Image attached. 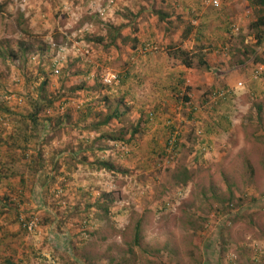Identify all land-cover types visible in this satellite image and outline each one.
Masks as SVG:
<instances>
[{
    "label": "rangeland",
    "instance_id": "obj_1",
    "mask_svg": "<svg viewBox=\"0 0 264 264\" xmlns=\"http://www.w3.org/2000/svg\"><path fill=\"white\" fill-rule=\"evenodd\" d=\"M251 1L213 8L192 0L189 12L178 9L170 20L159 10L175 9L163 10L159 0H0V102L10 109H0V161L7 167L0 166V264L8 256L15 264H264V29L251 24L261 12ZM204 13L217 21H199ZM23 40L34 52L21 56ZM40 44L49 47L39 51ZM168 46L197 53L186 72L193 79L195 71L206 107L191 96L197 109L175 110L176 92L170 99L162 87V111L175 114L159 129V52ZM167 63L182 65L173 57ZM107 71L119 77L111 91L101 78ZM220 78L230 89L209 98V83ZM43 81L45 103L55 101L41 118L52 117L44 122L52 129L33 138L29 154L11 147L8 136L13 124L23 125L16 121ZM74 86L81 89L69 90ZM116 105L119 119L90 128ZM87 107L92 115L83 118ZM213 111L226 133L202 143L190 115L201 120L197 113ZM139 121L140 132L129 139ZM169 131L178 136L177 149L167 147ZM62 133L68 142H98L100 161L113 168L81 167L77 156L54 163L61 152L45 145ZM21 219L33 226L20 228Z\"/></svg>",
    "mask_w": 264,
    "mask_h": 264
},
{
    "label": "crops",
    "instance_id": "obj_2",
    "mask_svg": "<svg viewBox=\"0 0 264 264\" xmlns=\"http://www.w3.org/2000/svg\"><path fill=\"white\" fill-rule=\"evenodd\" d=\"M159 3L162 5L163 10L166 11V9L168 8H172L175 9V11L169 12L167 14L166 17H169L170 20H174L176 19V13L178 9H184L185 11L189 12L190 7L194 6L192 0H159ZM221 5V4H220ZM176 12V13H175ZM159 14H163L160 13ZM166 15V14H165ZM216 15H211L209 14L208 16L204 15L199 17V21H204V22H212V21H217ZM168 19V18H167ZM197 19V17H196ZM160 35V34H159ZM168 34L163 33L161 34V37H167ZM196 39L199 38V36L196 35V37H194ZM204 50H206V48H204ZM167 58H169L168 54L166 51L163 52H159V59H161V61L159 62V129L162 126V122L161 119H165V117L167 116H171V114H175V112H173V110L171 108H167V112L162 111L165 107H162L165 103L162 101L163 99V90L161 89L162 87H164L165 89H169V93H170V99H173V93L176 92V94L174 95V100L176 101V103H179L180 106L176 107L175 110L179 109L180 107H187L189 106V108L192 109H197L196 106L198 105H193V101L191 99V96H196V101L199 100L201 102L200 103V107H206L205 104V98L203 96L198 95L199 90L202 86L201 83H198L199 81L196 80L195 78V71L193 72V79H191L187 74L190 73V67L187 68L185 67L183 64L180 65V68H172L171 66H169V64L167 63ZM186 70H188V72H186ZM230 75V74H229ZM127 76V75H126ZM176 76V78H175ZM182 76V77H181ZM233 74H231L229 77L230 79H226V84L228 86H233L235 85L234 83L236 82V79L232 78ZM175 78V79H174ZM220 84L219 85H211L209 83L210 86H208L209 89H215V87L219 86V88H225V92L226 90L230 89L228 88V86H226L224 84V80H222L220 78ZM206 88V87H205ZM184 92V93H183ZM177 93H183V96L180 100H178L176 98ZM206 95V94H205ZM200 98H197L199 97ZM186 97V98H185ZM208 97V96H207ZM209 98L210 95H209ZM205 100V101H204ZM230 99L228 98L227 101H229ZM230 102L234 101L231 99ZM196 104V103H194ZM168 106V105H167ZM199 108V107H198ZM164 112V113H163ZM177 112V111H176ZM227 112V111H225ZM219 113V112H218ZM217 111H213L212 113H206L208 115H202L197 113L196 117H199L201 120H198L194 117H192V115H190V121L198 124L197 126V133L199 134V138L201 139L202 143L209 141V138L213 139L217 136H221L224 133H226L225 129H223L222 127L220 128V125H222L221 122V117L218 115ZM221 114V113H219ZM229 117L231 118V116L227 113L222 115V118L225 120V123L228 125L230 123L229 121ZM182 118L179 113L177 112V119ZM188 120V119H186ZM214 120V121H211ZM224 126V125H223ZM214 130V134L211 133V131ZM41 134L43 133L44 135H50L51 131L48 132V128H44V131L42 130L40 132ZM162 132L159 131V134H161ZM33 138H29V141L27 144L23 145L24 148H29L28 152L29 154L33 152L32 149H30V145L33 143L32 142ZM68 137H65L64 133H62V137L60 138H51L49 139V142L45 145L46 149L45 150H49L50 153L54 152L55 154H57V151L61 152L59 155H55L56 159L54 161V163L58 160L61 162L62 159L67 158L68 156H71V158L73 157H79V166L83 167V164L86 165H92L95 166L98 164V161H100L99 159V151L102 148L104 150V147H100L99 143L97 142H90L88 139L86 140L84 137H81L80 139L78 138L77 141L75 143H72L71 141H69ZM162 139H159V144L161 143ZM63 151V152H62ZM106 151V150H105ZM43 152L44 148H43ZM162 152V144L159 145V153ZM87 156L88 157H83V156ZM89 153H91V155H89ZM54 154H52L53 156ZM52 159V157H51ZM95 160V161H94ZM53 163V164H54Z\"/></svg>",
    "mask_w": 264,
    "mask_h": 264
},
{
    "label": "trees",
    "instance_id": "obj_3",
    "mask_svg": "<svg viewBox=\"0 0 264 264\" xmlns=\"http://www.w3.org/2000/svg\"><path fill=\"white\" fill-rule=\"evenodd\" d=\"M252 5L259 7L261 9V12L258 14V16L256 17V19L251 23L253 26L255 27H260L261 29H264V0H252L251 1ZM160 13L163 14H159L161 16V18L167 19V13H164V11L159 10ZM166 14V15H165ZM193 26V25H192ZM198 36V35H197ZM262 40V36H258V42L260 43ZM49 45H43L40 44L38 47L39 51H44L45 49H48ZM202 48V47H201ZM19 51L21 52V56H25V54L27 53H31L34 52V50H31V48L29 47V44L27 43V41L23 40L19 42ZM200 49V48H199ZM36 53L38 54V51L36 50ZM167 54L169 57H173L176 59H179L181 61V63L189 68L193 66V54H197V53H191L190 50H186L183 49L182 47L179 46H168V51ZM200 53H198L199 56ZM8 57L9 58H13L16 59L18 57H20L18 55L17 52L14 51H9L8 52ZM15 62V61H14ZM199 64L201 65H205V68L207 70H212L210 69V66L207 65V63L205 62V60L203 59L202 56H200L199 59ZM240 64V63H239ZM242 64V63H241ZM218 71V69H213ZM220 72V71H218ZM46 81H43L41 84H39V94L37 96L34 95H30L29 97H27L26 99L28 100L29 103V111L26 114H22L19 116L18 121L16 122H20L23 125H19L16 128H14V124H13V128H12V134L8 136V138L11 140L10 141V146L13 148H19L22 149L24 148L23 145L27 144L29 141V138H37L40 137L41 133L40 130L42 128H48V126L44 127V122L45 120L48 122L52 121V117H47L46 119H42L41 118V114L47 110V108H49L50 106H52V104L54 103L55 99L54 98H48V103H45V99L44 97L41 96V91L43 90V87L45 86ZM118 84L117 83H113L111 85L109 84H104L106 85L105 87H107L109 89V87L111 88L109 91L113 90V86H116ZM219 86L215 87V89H212V95H210V97L212 96H216V97H222L223 94H225V90L224 88L218 89ZM76 90V89H81V86H74L69 90ZM186 98V97H185ZM213 98V97H212ZM105 99H107V97H105ZM0 109L1 113L10 115V109L7 108L3 103L0 102ZM123 113H121L118 109V105H116L112 111H108L107 116H105L103 118V120L101 121H94V122H90L92 130H98L100 127L107 125L109 122H111V120H115V119H119L121 117ZM92 115V109H90V107L86 108V111L83 112V118H88V116ZM68 115H66L67 117ZM97 116V114H96ZM140 120V119H139ZM142 120V119H141ZM74 127V125H72ZM140 126V121L135 124V126L133 127L132 130L129 131V139H131L135 133L140 132V129H138ZM82 128V127H81ZM52 129V127L48 128V132L49 130ZM44 131V129H43ZM119 135H124L125 131L123 129H121L119 132ZM128 133V132H127ZM174 133V132H173ZM172 132L169 131L168 133V139L166 141V144L168 145L167 147H172L173 149H177V139L178 136L174 135ZM100 136V135H99ZM99 136H97L95 139L99 140ZM101 137H106V135H101ZM108 138H112L113 140H117L119 138V136H111ZM122 139V138H121ZM165 144V145H166ZM160 145V144H159ZM164 150V147L162 145V151ZM37 152L40 154V150L37 149ZM40 158V157H39ZM98 163H100L101 166L112 169L113 166L110 164H107L105 161H98ZM39 164V169L43 168V164L41 163V161L38 163ZM0 166L3 167V169H7L6 164L2 161H0ZM0 171H2L1 167H0ZM4 173V172H3ZM4 175H2V177H4ZM46 176V175H45ZM44 176V177H45ZM187 179V177H185L183 179V182ZM14 205V207H13ZM7 204L5 205L7 207V210H13V209H17L18 205L17 204ZM29 221H25L21 219L20 222V228H21V224L27 229L28 228V223ZM136 236L138 238V233H136ZM16 261L14 260V258L11 256L5 257L4 258V264H15Z\"/></svg>",
    "mask_w": 264,
    "mask_h": 264
},
{
    "label": "built area",
    "instance_id": "obj_4",
    "mask_svg": "<svg viewBox=\"0 0 264 264\" xmlns=\"http://www.w3.org/2000/svg\"><path fill=\"white\" fill-rule=\"evenodd\" d=\"M223 0H204V2L209 5L210 7H213V8H217L220 6V4L222 3ZM256 76V75H255ZM102 82L104 84H113V83H117L118 82V75L111 72V71H107L105 72L103 75H102ZM238 85H241V83L239 82ZM33 226L32 223L28 224V229Z\"/></svg>",
    "mask_w": 264,
    "mask_h": 264
}]
</instances>
